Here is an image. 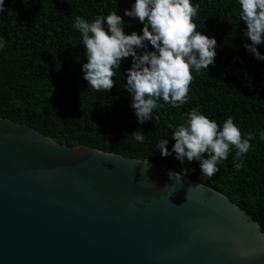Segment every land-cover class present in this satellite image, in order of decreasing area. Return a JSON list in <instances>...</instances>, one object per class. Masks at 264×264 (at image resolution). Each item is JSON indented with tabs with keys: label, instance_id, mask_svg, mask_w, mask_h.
Masks as SVG:
<instances>
[{
	"label": "trees",
	"instance_id": "obj_1",
	"mask_svg": "<svg viewBox=\"0 0 264 264\" xmlns=\"http://www.w3.org/2000/svg\"><path fill=\"white\" fill-rule=\"evenodd\" d=\"M135 0H5L0 13V119L33 128L66 147H89L103 153L140 161L149 160L204 185L239 206L260 225L264 233V61L245 48L251 44L244 33L239 0H192L199 4L194 22L203 35L217 40L214 64L201 69L190 85L189 101L173 108L164 103L143 124L131 107L126 90L132 58L115 70L110 92H97L83 78L87 63L82 35L73 25L75 17L93 21L116 11L123 18L125 35H142L144 25L125 16ZM107 30V25H105ZM148 44L147 51H155ZM264 55V44L257 46ZM142 55L145 49H137ZM251 85V86H249ZM198 109L222 128L232 116L242 134L254 132V149L241 157L236 171L233 147L228 159L218 163L214 176L203 175L200 161L181 163L172 152V135L186 123V113ZM140 131L143 143L131 134ZM168 140L167 157L157 145ZM204 158H207L205 153Z\"/></svg>",
	"mask_w": 264,
	"mask_h": 264
},
{
	"label": "water",
	"instance_id": "obj_2",
	"mask_svg": "<svg viewBox=\"0 0 264 264\" xmlns=\"http://www.w3.org/2000/svg\"><path fill=\"white\" fill-rule=\"evenodd\" d=\"M146 161L0 119V264H264L251 216Z\"/></svg>",
	"mask_w": 264,
	"mask_h": 264
},
{
	"label": "clouds",
	"instance_id": "obj_3",
	"mask_svg": "<svg viewBox=\"0 0 264 264\" xmlns=\"http://www.w3.org/2000/svg\"><path fill=\"white\" fill-rule=\"evenodd\" d=\"M239 4L240 18L247 25L244 35L251 41L245 48L264 61V55L257 49L264 44V0H239ZM4 5L5 0H0V13L5 11ZM199 9L200 5H193L192 0H135L124 15L137 18L144 25L142 35L136 32L125 35L123 18L116 11L97 16L91 22L76 16L73 27L82 35L88 61L82 65L83 78L91 89L110 92L114 87L115 70L120 69L123 59L131 57L126 90L132 95L131 107L139 123L153 118L154 110L162 106L161 100L173 108L188 103L193 69L197 74L201 69L208 70L217 56V40L197 30L194 18H198ZM146 42L155 51H147ZM5 46L6 42L0 40V49ZM137 49L145 51L138 55ZM186 116V123L180 124L172 135L175 141L172 152L176 159L181 163L200 161L203 175L211 177L220 171L218 163L227 160L234 147L233 166L236 171L243 168L241 157L254 149L250 143L254 132L242 134L232 116L225 120L222 128L198 109H192ZM131 135L139 143L145 140L140 131ZM260 136L264 139V132ZM167 146V139L157 145L163 157L172 154ZM205 153L207 158H204ZM143 164L148 165V160ZM186 173L187 169H183L181 173L168 175L180 181Z\"/></svg>",
	"mask_w": 264,
	"mask_h": 264
}]
</instances>
